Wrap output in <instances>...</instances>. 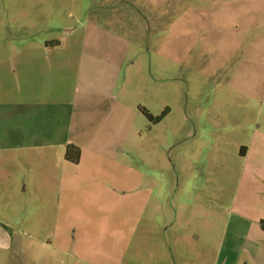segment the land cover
Listing matches in <instances>:
<instances>
[{
	"label": "rangeland",
	"instance_id": "1",
	"mask_svg": "<svg viewBox=\"0 0 264 264\" xmlns=\"http://www.w3.org/2000/svg\"><path fill=\"white\" fill-rule=\"evenodd\" d=\"M1 1L0 48L15 33L60 42L76 21L104 14L137 41L120 80L137 117L115 161L0 155V234L18 241L9 264H264V45L209 41L200 27L191 34L174 22L177 0H134L145 11L80 0L81 11L49 5L22 18ZM185 3L188 15L195 1ZM187 38L197 51L183 67L162 56ZM142 107L167 115L154 125ZM184 116L198 123L189 135Z\"/></svg>",
	"mask_w": 264,
	"mask_h": 264
},
{
	"label": "crops",
	"instance_id": "2",
	"mask_svg": "<svg viewBox=\"0 0 264 264\" xmlns=\"http://www.w3.org/2000/svg\"><path fill=\"white\" fill-rule=\"evenodd\" d=\"M129 1L144 10L134 0ZM186 1L177 0L174 22L190 28L191 34L200 27L212 34L209 41L233 46L246 42L264 45V0H193L195 6L188 8L191 12L188 15L182 11ZM1 2L4 13L14 12L21 18V14L49 12V5L54 10L61 5L64 9L73 6L75 11L79 5L78 11L82 10L80 0ZM115 4L116 0H105V4L97 7L116 9ZM166 15L169 16H165V26L171 14ZM112 18L104 14L100 19L76 21L77 27L56 49H47L43 41L34 38L25 41L17 33L2 38L6 41L0 48L1 156L16 152L39 159L58 153L61 161L68 163L64 158L66 146L74 144L81 150L80 161L75 166L84 167L86 162L99 165L117 159L121 141L131 134L137 117L125 86L120 85L125 63L137 41L113 31L124 28L126 22L121 18L113 20L112 27L106 23ZM26 26L32 30L36 27L34 23ZM24 27L23 23L17 26L19 30ZM177 41L172 49L174 53L169 55L165 50L162 56L184 66L185 60L197 51L194 47L197 39ZM259 54L264 60V47ZM136 63L131 65L134 67ZM183 122L193 127L188 135L196 131L198 123L194 117L184 116ZM241 154L248 157L249 150L243 146ZM10 238L0 234V264H9L14 257L12 245L18 241Z\"/></svg>",
	"mask_w": 264,
	"mask_h": 264
},
{
	"label": "trees",
	"instance_id": "3",
	"mask_svg": "<svg viewBox=\"0 0 264 264\" xmlns=\"http://www.w3.org/2000/svg\"><path fill=\"white\" fill-rule=\"evenodd\" d=\"M46 48L47 49H55L61 46V43L58 41H51L46 43ZM141 112L145 115V117L149 120L151 124H158L161 122L164 117L167 115V112H163L160 116H153L148 110L145 108H140ZM80 156H81V150L77 145L74 144H69L66 146L65 150V160L68 163L71 164H78L80 161Z\"/></svg>",
	"mask_w": 264,
	"mask_h": 264
}]
</instances>
